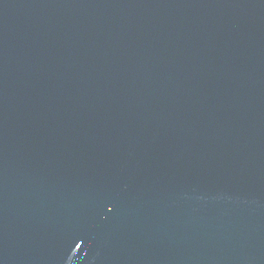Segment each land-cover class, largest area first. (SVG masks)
<instances>
[{"label":"water","instance_id":"95a60500","mask_svg":"<svg viewBox=\"0 0 264 264\" xmlns=\"http://www.w3.org/2000/svg\"><path fill=\"white\" fill-rule=\"evenodd\" d=\"M0 264H264V0H0Z\"/></svg>","mask_w":264,"mask_h":264}]
</instances>
